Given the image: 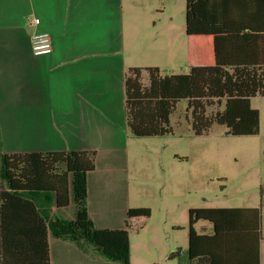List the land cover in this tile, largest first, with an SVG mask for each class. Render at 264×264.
I'll return each mask as SVG.
<instances>
[{
	"label": "trees",
	"instance_id": "16d2710c",
	"mask_svg": "<svg viewBox=\"0 0 264 264\" xmlns=\"http://www.w3.org/2000/svg\"><path fill=\"white\" fill-rule=\"evenodd\" d=\"M186 42L188 73L162 76L159 68H148L149 84L144 85L142 68L127 71L126 122L131 134H171V115L177 103L186 100L197 135L214 123L227 126L232 136L258 135L260 112L252 99L264 97V0H186ZM213 103L223 109L208 117L206 107ZM1 164L9 189L0 192L2 264H50L49 229L57 238L91 244L106 260L131 264L130 228L98 229L89 217L88 176L96 168V152L4 154ZM32 192L53 194L59 209L73 202L75 219L47 224L29 197ZM13 206H24L28 224L32 220L36 246L31 252L10 230ZM151 214L147 207L132 208L127 217L147 220ZM189 216L190 264H261V208L191 209ZM200 220L214 224V235L196 233L194 225ZM25 233L29 235L28 228Z\"/></svg>",
	"mask_w": 264,
	"mask_h": 264
},
{
	"label": "crops",
	"instance_id": "0c3cea01",
	"mask_svg": "<svg viewBox=\"0 0 264 264\" xmlns=\"http://www.w3.org/2000/svg\"><path fill=\"white\" fill-rule=\"evenodd\" d=\"M125 1L0 0V192L9 191L1 174L4 154L94 151L96 168L88 176L87 209L98 229L131 228L136 221L145 228L148 219L129 221L127 213L150 208L139 202L138 188L124 175L131 166L130 148L136 138L127 128L125 75L130 68H140L131 63L134 47L126 46L123 39ZM35 17L41 19L38 26L30 24ZM44 32L52 35L54 50L35 56L31 38ZM29 197L47 224L58 218L61 209L53 194L32 192ZM9 211L14 238L33 251L36 239L32 220L28 224L25 218L28 210L13 206ZM118 211L124 216L121 220L114 216ZM194 230L212 236L215 226L200 220ZM48 239L50 264L112 262L87 242L57 238L50 229ZM263 245L264 238L259 246L261 264ZM179 250V264H190L189 248L186 253Z\"/></svg>",
	"mask_w": 264,
	"mask_h": 264
},
{
	"label": "rangeland",
	"instance_id": "374dc122",
	"mask_svg": "<svg viewBox=\"0 0 264 264\" xmlns=\"http://www.w3.org/2000/svg\"><path fill=\"white\" fill-rule=\"evenodd\" d=\"M122 20L124 43L134 47L131 63L143 69L144 85L150 66H158L162 76L189 72L186 0H126ZM252 106L260 112L258 135L232 136L218 123L197 135L188 102L181 100L171 115V134L135 138L124 175L152 217L145 228L141 221L130 228L132 264H179V249L189 248L191 209L261 208L264 238V97L253 98ZM222 109L213 103L206 116ZM121 190L125 193V182ZM75 215L73 202L56 212L66 221ZM114 216L124 218L119 211ZM262 257L264 264V245Z\"/></svg>",
	"mask_w": 264,
	"mask_h": 264
},
{
	"label": "built area",
	"instance_id": "2783aa9c",
	"mask_svg": "<svg viewBox=\"0 0 264 264\" xmlns=\"http://www.w3.org/2000/svg\"><path fill=\"white\" fill-rule=\"evenodd\" d=\"M30 24L38 26L41 24V19L35 17ZM31 46L35 56L49 55L54 50V40L52 35L47 32L35 33L31 38Z\"/></svg>",
	"mask_w": 264,
	"mask_h": 264
}]
</instances>
